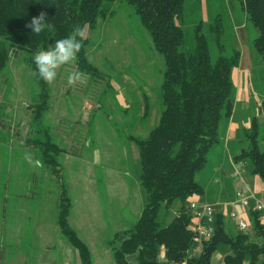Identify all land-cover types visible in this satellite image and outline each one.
I'll list each match as a JSON object with an SVG mask.
<instances>
[{"label":"rangeland","instance_id":"rangeland-1","mask_svg":"<svg viewBox=\"0 0 264 264\" xmlns=\"http://www.w3.org/2000/svg\"><path fill=\"white\" fill-rule=\"evenodd\" d=\"M184 15L191 45L196 23L222 19V42L241 51L240 66L249 79L250 98L245 107L238 104L237 119L249 123L257 114L264 121V63L252 45L258 30L240 4L190 0ZM85 29L87 55L100 76L82 74L84 82L70 85L67 93L60 78L49 84L50 109L44 122L57 143H67L59 155L58 176L39 161L35 147L24 143L34 132L26 108L33 101L32 71L12 58L3 72L6 78L0 76V113L6 115L0 118V264H79L76 249L56 223L63 189L72 203L69 222L89 246L94 264H116L107 241L114 232L132 227L145 204L137 179L138 149L127 136H144L159 117L163 56L124 0L116 1L112 13L94 29ZM73 64L58 73L75 71ZM242 146L245 142L240 141L234 150L223 140L197 174L204 187L198 199L216 203L225 216L238 207L227 203L241 200L252 189L251 180L238 174L241 165L231 161ZM222 260V250L213 254L212 264Z\"/></svg>","mask_w":264,"mask_h":264},{"label":"trees","instance_id":"trees-1","mask_svg":"<svg viewBox=\"0 0 264 264\" xmlns=\"http://www.w3.org/2000/svg\"><path fill=\"white\" fill-rule=\"evenodd\" d=\"M116 1L122 0H0V76L6 78L3 72L12 58L23 61L32 71L33 101L26 108L34 132L24 137V143L35 147L39 161L57 176L61 173L59 155L66 151L67 143H57L44 122L50 109V89L39 78L33 55L54 46L76 25L94 29L112 13ZM124 1L132 5L155 49L163 56L164 69L157 121L153 125L149 121L144 136H127L138 149L137 179L145 193V204L132 227L114 232L107 241L115 263L212 264L213 254L222 250V264H264V224L252 206L248 210V231L237 229L228 215L217 209L214 235L200 254H190L195 233L188 200L204 194L197 174L206 166L212 148L222 140V123H227L236 108L232 73L240 63L241 51L236 46L226 48L222 42L225 32L219 16L193 26L191 45L189 22L184 15L190 0ZM234 1L258 30L252 45L264 63V0L230 3ZM41 11L47 14L51 27L37 35L25 25ZM82 43L71 66L83 75L100 76L87 55V38ZM66 74L57 72L55 79L64 83L65 93L70 91ZM261 103L264 105V99ZM0 118L6 115L0 113ZM248 119V125L238 129L239 141L246 146L232 159L244 165L246 177H257L264 183V121L257 114ZM71 207V198L63 189L56 223L76 249L79 263L94 264L89 246L69 222Z\"/></svg>","mask_w":264,"mask_h":264},{"label":"built area","instance_id":"built-area-1","mask_svg":"<svg viewBox=\"0 0 264 264\" xmlns=\"http://www.w3.org/2000/svg\"><path fill=\"white\" fill-rule=\"evenodd\" d=\"M241 172H244V165ZM199 197H191L188 200L187 208L191 212L194 219V238L193 246L190 248L191 255H198L202 252L207 241H209L215 232V216L217 212V204L209 201L198 199ZM253 203V209L258 211V218L264 224V201H262L252 189H248V194L241 200L231 201L227 204H238L243 210L235 207V209L227 212L228 217L233 221L237 229L240 231H248L250 229V222L248 219V212L246 209L251 207ZM160 259L163 260V255H160ZM163 264H185V262H167L163 261Z\"/></svg>","mask_w":264,"mask_h":264},{"label":"clouds","instance_id":"clouds-1","mask_svg":"<svg viewBox=\"0 0 264 264\" xmlns=\"http://www.w3.org/2000/svg\"><path fill=\"white\" fill-rule=\"evenodd\" d=\"M46 15L45 12L41 11L38 15L33 16L25 26L30 28L32 33L39 35L46 27H51L47 23ZM86 38V29L76 25L68 36L56 40L54 46L34 53L33 59L39 78L47 84L53 83L58 70L62 66L71 64L76 59L77 53L83 47L82 42ZM78 82H84L82 74L78 71L70 72L67 83L74 85Z\"/></svg>","mask_w":264,"mask_h":264},{"label":"crops","instance_id":"crops-1","mask_svg":"<svg viewBox=\"0 0 264 264\" xmlns=\"http://www.w3.org/2000/svg\"><path fill=\"white\" fill-rule=\"evenodd\" d=\"M241 56H242V54H241ZM241 62H242V60H240V63ZM240 63L237 67L234 68L233 73H232V77H233L234 83L236 85V103H237V105H236V108L234 110V113L232 114L230 119L227 121L226 126H224V135H223L222 140H221V142L223 140L227 141L228 144L232 148L239 145V143H240L239 137H238L239 127H241L242 125L243 126L248 125L247 121L239 120V119H237V116H236V113L238 110V104L240 105V103H242V105L245 107L247 100L250 98L249 86L248 87L246 86V82L247 81L249 82L248 73L245 72V70L243 68L241 69ZM250 76H251V74H250ZM234 150H235V148H234ZM231 161L233 162L232 158H231ZM248 179H249V181L251 180L250 182H252V187H251L252 190L256 193V195L262 201H264V183H262L257 177H251V178L248 177ZM195 197H199V196L196 195ZM253 203L254 202H251V206H253ZM237 208L243 210V208L240 206H238ZM248 210L249 209H246L247 212H248Z\"/></svg>","mask_w":264,"mask_h":264}]
</instances>
